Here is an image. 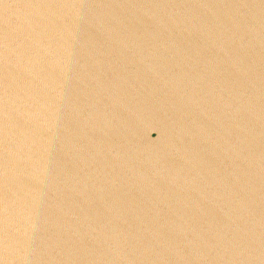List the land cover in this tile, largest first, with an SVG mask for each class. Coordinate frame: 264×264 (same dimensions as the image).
I'll use <instances>...</instances> for the list:
<instances>
[{
    "label": "water",
    "instance_id": "95a60500",
    "mask_svg": "<svg viewBox=\"0 0 264 264\" xmlns=\"http://www.w3.org/2000/svg\"><path fill=\"white\" fill-rule=\"evenodd\" d=\"M0 264H264V0H0Z\"/></svg>",
    "mask_w": 264,
    "mask_h": 264
}]
</instances>
